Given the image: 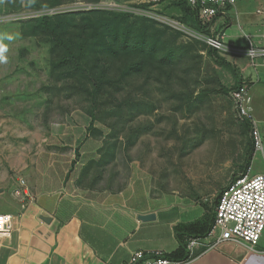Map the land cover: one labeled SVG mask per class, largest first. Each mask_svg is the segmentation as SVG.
I'll list each match as a JSON object with an SVG mask.
<instances>
[{"label": "rangeland", "instance_id": "374dc122", "mask_svg": "<svg viewBox=\"0 0 264 264\" xmlns=\"http://www.w3.org/2000/svg\"><path fill=\"white\" fill-rule=\"evenodd\" d=\"M180 3L0 0V146L19 144L29 155L72 134L87 177L151 183L155 193L213 211L221 189L246 171L252 130L232 95L236 76L202 38L211 34L199 25L207 21ZM236 7V22L224 27L219 18L215 30L233 47L247 45L244 33L259 44L264 16L255 0ZM253 14L257 25L249 24ZM46 15L52 19L42 22ZM221 56L239 65L251 97L264 94L250 89L257 60ZM260 107L251 111L264 143ZM84 149L97 151L84 159ZM251 173H264V150L255 148Z\"/></svg>", "mask_w": 264, "mask_h": 264}, {"label": "crops", "instance_id": "0c3cea01", "mask_svg": "<svg viewBox=\"0 0 264 264\" xmlns=\"http://www.w3.org/2000/svg\"><path fill=\"white\" fill-rule=\"evenodd\" d=\"M237 2L228 11L229 24L225 23L224 15L220 16L224 27L236 22L232 13L236 8L240 14ZM263 4L264 0H255L256 13L262 17ZM252 16L249 24L257 25L260 17ZM214 25L212 33L217 32ZM244 35L247 40L254 37ZM259 38L263 39L264 34ZM262 39L259 44L253 41L264 46ZM256 60L250 89L257 85L264 92V58ZM251 98V109L258 111V106L264 103V94ZM77 140L66 133L51 140L45 148L42 145L39 150H31L29 155L19 144L0 146V212L14 215L12 233L0 235V264H123L139 249L163 250L172 255L190 237L188 232L179 234L178 225L214 214L217 205L211 211L185 195L167 190L155 193L151 183L123 184L87 177L85 163L77 160L80 152ZM96 151L84 149L81 153L86 159ZM20 177L26 179L30 197L15 193ZM150 212L155 213V219H139L140 214ZM179 252L182 254L179 260L188 258L186 248ZM183 264H264V233L253 248L232 241L197 247Z\"/></svg>", "mask_w": 264, "mask_h": 264}, {"label": "built area", "instance_id": "2783aa9c", "mask_svg": "<svg viewBox=\"0 0 264 264\" xmlns=\"http://www.w3.org/2000/svg\"><path fill=\"white\" fill-rule=\"evenodd\" d=\"M190 7L197 10L199 17L209 21L218 13H226L228 5H234L235 0H187ZM212 28V27H211ZM205 42L215 48L221 55H246L253 62L264 58V46L257 45L251 38L247 47H233L225 42L224 32H214L202 35ZM242 120L249 119L252 124L251 136L256 150H264L262 132L251 113L252 98L247 84L232 92ZM15 193L30 197L29 185L23 177L18 179ZM25 207V204L22 205ZM14 215L0 212V235H10L13 230ZM264 233V173L252 174L251 169L235 175L223 187L215 209V219L203 237H189L187 242L188 258L172 259L163 250H136L123 264H183L200 246L217 245L224 241L256 246Z\"/></svg>", "mask_w": 264, "mask_h": 264}, {"label": "trees", "instance_id": "16d2710c", "mask_svg": "<svg viewBox=\"0 0 264 264\" xmlns=\"http://www.w3.org/2000/svg\"><path fill=\"white\" fill-rule=\"evenodd\" d=\"M181 6L183 9L186 10L187 13H190L191 15L195 16L196 19L198 21H200V17H199V13L197 10H194L190 7V5L188 4L187 0H181ZM232 8V5H228L227 7V12L226 13H218L217 16L213 17L211 20L207 21L206 23L202 24L201 23L199 24L201 26V29L207 33H211V27L215 24V22L217 21L218 18H220V16H225L226 17V21L225 23L226 24H229V22L231 21V17H230V14H228V11ZM118 16H124V14H119ZM52 18L49 17L48 15L44 16L41 21L43 22H46V21H49L51 20ZM119 24V23H118ZM116 35H120V32L118 31L117 33H115ZM210 52V55L212 56V58L217 61L218 63H220L221 65H225V66H228L233 74L236 76V83L234 85V87L232 88V90H237V89H240L243 84L245 83V80H244V77L242 75V72H241V68L239 67V65L231 60H228L227 58H224L222 57L218 51L215 49V48H210L209 50ZM245 122V127L247 130H252V124L250 122L249 119H246L244 120ZM255 154V144H254V140H253V137H251V142H250V145H249V148L247 150V154H246V158H245V170H248L250 167H251V162H252V159H253V156ZM223 189V188H222ZM221 189V191H222ZM220 191V193H221ZM220 193L218 194L216 200H215V206L217 205L218 203V200H219V195ZM214 219H215V212L213 215H209L207 217H203L197 221H193V222H189V223H186V224H183V225H178L177 227V231L178 233L180 234L181 232H188L190 234V237H203L205 236L208 231L210 230L213 222H214ZM181 238V236H180ZM189 239V237H188ZM188 239H187V242H188ZM187 242H184V244H182V246H180V248L172 255H168V257L172 258V259H180L182 256V254H180V250L181 249H187ZM182 253V252H181Z\"/></svg>", "mask_w": 264, "mask_h": 264}, {"label": "water", "instance_id": "95a60500", "mask_svg": "<svg viewBox=\"0 0 264 264\" xmlns=\"http://www.w3.org/2000/svg\"><path fill=\"white\" fill-rule=\"evenodd\" d=\"M155 217H156V215L154 212L144 213V214L139 215V219H141L143 221L152 220V219H155ZM43 218H44V220L46 219V217H44V216H43Z\"/></svg>", "mask_w": 264, "mask_h": 264}, {"label": "clouds", "instance_id": "9594fccd", "mask_svg": "<svg viewBox=\"0 0 264 264\" xmlns=\"http://www.w3.org/2000/svg\"><path fill=\"white\" fill-rule=\"evenodd\" d=\"M0 51H3V49H0Z\"/></svg>", "mask_w": 264, "mask_h": 264}]
</instances>
